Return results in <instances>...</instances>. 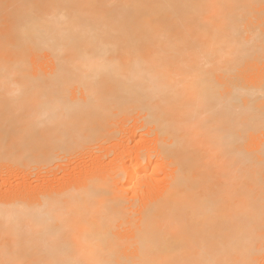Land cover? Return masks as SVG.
<instances>
[{
	"label": "bare ground",
	"instance_id": "1",
	"mask_svg": "<svg viewBox=\"0 0 264 264\" xmlns=\"http://www.w3.org/2000/svg\"><path fill=\"white\" fill-rule=\"evenodd\" d=\"M0 264H264V0H0Z\"/></svg>",
	"mask_w": 264,
	"mask_h": 264
}]
</instances>
